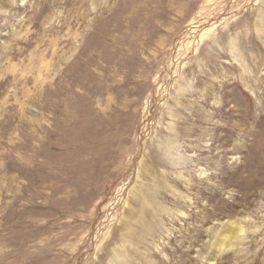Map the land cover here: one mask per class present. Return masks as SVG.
I'll return each mask as SVG.
<instances>
[{
	"label": "rangeland",
	"instance_id": "1",
	"mask_svg": "<svg viewBox=\"0 0 264 264\" xmlns=\"http://www.w3.org/2000/svg\"><path fill=\"white\" fill-rule=\"evenodd\" d=\"M0 264H264V0H0Z\"/></svg>",
	"mask_w": 264,
	"mask_h": 264
}]
</instances>
